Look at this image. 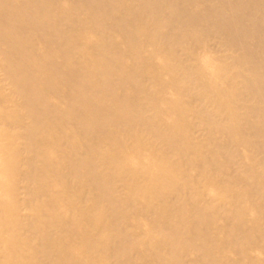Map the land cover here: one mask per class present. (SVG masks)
I'll return each mask as SVG.
<instances>
[{
    "label": "bare ground",
    "instance_id": "bare-ground-1",
    "mask_svg": "<svg viewBox=\"0 0 264 264\" xmlns=\"http://www.w3.org/2000/svg\"><path fill=\"white\" fill-rule=\"evenodd\" d=\"M0 264H264V0H0Z\"/></svg>",
    "mask_w": 264,
    "mask_h": 264
}]
</instances>
